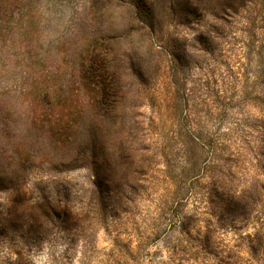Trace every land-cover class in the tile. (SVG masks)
<instances>
[{
  "label": "rangeland",
  "instance_id": "obj_1",
  "mask_svg": "<svg viewBox=\"0 0 264 264\" xmlns=\"http://www.w3.org/2000/svg\"><path fill=\"white\" fill-rule=\"evenodd\" d=\"M0 9V210L19 176L30 201L57 212L20 261L3 238L0 264H264V0ZM96 58L125 93L117 110ZM216 131L231 133L236 163V202L222 213L177 195L206 192L191 133Z\"/></svg>",
  "mask_w": 264,
  "mask_h": 264
},
{
  "label": "trees",
  "instance_id": "obj_2",
  "mask_svg": "<svg viewBox=\"0 0 264 264\" xmlns=\"http://www.w3.org/2000/svg\"><path fill=\"white\" fill-rule=\"evenodd\" d=\"M172 5H176V3H172ZM138 12V14H140L139 10ZM145 27L149 28V30L155 29L156 19H154V15H152V18L149 17V24L145 23ZM180 59V56L172 55L170 60H177L178 62ZM96 61H98V67L95 77L99 79L102 88V99L104 98V100H106L111 98L113 106L117 110L122 103V98L125 96V93L123 91L120 92L121 90L117 93V90H114L113 80L109 76L108 70L105 69L103 61L100 60V58H96L95 62ZM172 67L174 68L175 65H172ZM198 111L196 107L192 108L193 120L195 119V122L200 120L199 114L197 113ZM234 133L235 132H233V134ZM191 138L194 142L200 144L202 150L201 155L205 156V162L202 165L200 164L198 170L194 172L193 180L197 182L207 177V189L204 194L199 195V193L196 192V185H194L193 190L192 187H189L188 189H184V192L178 191L177 195L179 198L183 199L190 194L193 198L199 199L200 204H208L209 210H214L215 213H222V211L227 209L223 207L222 204L226 205L230 202H236L235 194L237 190H232L234 188L236 168V163H234L233 159L235 155L233 152H227V142L231 141L233 137L229 132L220 134L216 131L208 134L207 141L194 134V132L191 133ZM19 164L21 165V162H19ZM194 164L196 167L198 161ZM12 180L16 182L15 198H9V201H11L13 205H10L5 211L0 210V241L3 240V238H7V248L9 249L7 253L11 256L16 253L18 256L16 261H20L24 249L26 250L31 247V241H35L41 231L44 230V227H46L47 219H49L52 214L56 215L57 212L56 207L44 197V200H42L43 198H39V200L30 201L27 195L25 178H19V176H17L16 179L12 178ZM227 188H229L228 191ZM228 192L232 195H230L229 198H225L224 195ZM188 218L191 217L186 215L184 218H179L183 230H186V226H188ZM19 242H21V246H18ZM2 243H4V241H2ZM8 261H10V258H8Z\"/></svg>",
  "mask_w": 264,
  "mask_h": 264
}]
</instances>
